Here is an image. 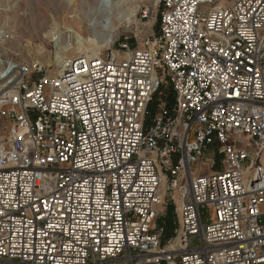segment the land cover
I'll return each mask as SVG.
<instances>
[{
    "label": "built area",
    "instance_id": "2783aa9c",
    "mask_svg": "<svg viewBox=\"0 0 264 264\" xmlns=\"http://www.w3.org/2000/svg\"><path fill=\"white\" fill-rule=\"evenodd\" d=\"M213 1L159 0L155 48L123 43L56 79L0 57V264H264V164L228 141L264 149V0ZM165 85L173 109L146 124ZM216 143L223 169L196 175Z\"/></svg>",
    "mask_w": 264,
    "mask_h": 264
},
{
    "label": "rangeland",
    "instance_id": "374dc122",
    "mask_svg": "<svg viewBox=\"0 0 264 264\" xmlns=\"http://www.w3.org/2000/svg\"><path fill=\"white\" fill-rule=\"evenodd\" d=\"M51 1L0 0V29L3 28L5 35L8 36L7 39L4 38L3 41H0V57L4 63L14 60L43 68V73L34 74L32 78L30 77V81H36L44 75L57 77L59 70L53 62L57 59L58 49L51 37L52 34L63 35L64 39L70 40L72 44H76L77 35L84 39L90 37L84 33V25H79L70 19L73 12L86 15L88 21L92 15L97 17L99 25L90 31L92 37L97 38L100 43L103 39L99 30L108 32L112 28H117L120 31L116 42L111 47L104 45V48L100 49V57L103 59L111 51H120L119 46L123 43H127L131 49H149L155 48V43L159 40L162 11L159 0H75L73 8L71 5L67 11L64 8L68 6L66 0H62L61 9H54ZM80 1L86 4L80 11H77ZM234 2L235 0H214L212 6L228 7ZM68 16L69 19H67ZM114 20L120 22L116 24ZM67 30L76 34L66 33ZM49 34L51 35L49 36ZM89 56L93 57L91 54ZM79 57L81 56L71 52L67 54V58L74 60ZM47 59L52 62L51 67L45 64ZM170 91L169 87L165 85L152 103L155 105L165 104L166 109L172 111L173 107H171L172 109L169 107L171 104ZM46 96H48V90ZM150 122V115H147L146 124H150ZM7 135L8 122L0 118V144L6 142L7 139L5 141L4 139L7 138ZM228 141L235 149L247 152L251 160L257 159V154H259L258 161L264 164V149H258L249 135L229 136ZM219 149V144H214L204 158L193 165L192 172L199 176H207L221 171L223 156L218 154ZM171 165H175L173 159ZM163 173L166 176V180L162 184L163 203L157 208L158 217L155 224L158 227H164L162 243L163 246L168 247L167 243L175 237L178 227L177 201L179 193L171 187L172 177L165 166ZM182 182L184 185L186 184L185 181ZM207 213L211 214L212 218L215 216L212 209H209Z\"/></svg>",
    "mask_w": 264,
    "mask_h": 264
},
{
    "label": "bare ground",
    "instance_id": "6f19581e",
    "mask_svg": "<svg viewBox=\"0 0 264 264\" xmlns=\"http://www.w3.org/2000/svg\"><path fill=\"white\" fill-rule=\"evenodd\" d=\"M67 1V4L68 6H65L64 8L67 9L72 5V8L73 6L75 5L74 1L75 0H66ZM53 4L52 7L54 6V9H61L62 5H63V1L62 0H52L51 1ZM49 3V2H48ZM86 3L85 2H82L80 1L77 5V8L78 10L77 11H80L82 6L85 5ZM49 6V5H48ZM51 7V6H50ZM218 7V8H217ZM216 9H219V8H222L221 6H217ZM95 8V7H94ZM52 9V8H51ZM95 10V9H94ZM53 11V10H52ZM58 11V10H57ZM80 13V12H79ZM83 13V12H82ZM56 15V14H54ZM73 16H71L70 19H73L74 21L77 22V24L79 25H84V33L86 35H89L90 37L87 38V39H84L82 38L80 35H77V40H76V44H72L70 40L68 39H64L63 35H59L57 36V33L56 34H52V38H53V41L56 43V47L58 49V54H57V59L54 60V65L58 68V73H57V77L56 76H51L50 78L51 79H56L58 78L59 76H61L65 70H67L69 68V66L71 65V63L74 61L73 58H67V54L68 53H73L75 55H79L81 57L79 58H89L90 54L93 56V57H100V54H101V48L103 47L104 48V45L105 46H109L111 47L115 42H116V39L119 35V30L117 28H112L110 31L106 32L104 30H99V33H101V38L103 39L100 42H98V39L95 38V37H92L91 35V31L90 29L92 28H95L97 27L99 24H98V19L95 15H92L90 20L88 21V18H86L84 14H78L76 12H73L72 13ZM67 19H69V16L67 17ZM54 20V19H53ZM116 22V24L120 21L118 20H114ZM86 22V23H85ZM124 22V21H123ZM57 24V23H56ZM54 25V24H53ZM117 26V25H116ZM119 26V24H118ZM98 29V28H96ZM121 29V28H120ZM65 31V30H64ZM68 31V30H67ZM5 30L3 28L0 29V41H3L4 38L7 39V35H5ZM66 33H73L71 31H68ZM74 35L76 33H73ZM51 34H49L50 36ZM98 36V35H97ZM47 38V37H46ZM45 38V39H46ZM71 38V36H70ZM75 38V37H74ZM44 40V39H43ZM76 60V59H75ZM45 64L48 66V67H51V64L52 62L47 59L45 61ZM7 138L4 139V141L6 140ZM3 144V143H2ZM171 250V249H170ZM169 250V251H170Z\"/></svg>",
    "mask_w": 264,
    "mask_h": 264
},
{
    "label": "trees",
    "instance_id": "16d2710c",
    "mask_svg": "<svg viewBox=\"0 0 264 264\" xmlns=\"http://www.w3.org/2000/svg\"><path fill=\"white\" fill-rule=\"evenodd\" d=\"M170 103L171 104H169V107L171 108V107H173L174 106V103H175V98H174V94L170 91ZM154 103V102H153ZM151 104V106L149 107V110H148V115H150V119H152V117L155 115V112H156V109H157V105H155V104ZM173 103V104H172ZM154 107H155V109H154ZM172 109V108H171Z\"/></svg>",
    "mask_w": 264,
    "mask_h": 264
}]
</instances>
